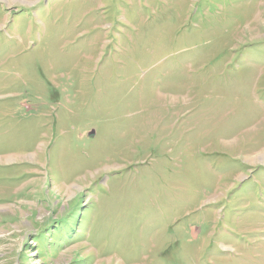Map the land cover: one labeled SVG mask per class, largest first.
Instances as JSON below:
<instances>
[{"label": "rangeland", "instance_id": "374dc122", "mask_svg": "<svg viewBox=\"0 0 264 264\" xmlns=\"http://www.w3.org/2000/svg\"><path fill=\"white\" fill-rule=\"evenodd\" d=\"M0 264H264V0H0Z\"/></svg>", "mask_w": 264, "mask_h": 264}, {"label": "bare ground", "instance_id": "6f19581e", "mask_svg": "<svg viewBox=\"0 0 264 264\" xmlns=\"http://www.w3.org/2000/svg\"><path fill=\"white\" fill-rule=\"evenodd\" d=\"M80 247V246H79Z\"/></svg>", "mask_w": 264, "mask_h": 264}]
</instances>
